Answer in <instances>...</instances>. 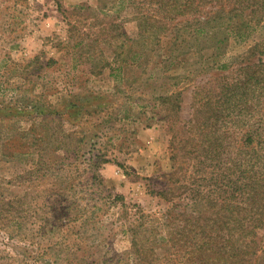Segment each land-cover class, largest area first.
I'll return each instance as SVG.
<instances>
[{
    "label": "rangeland",
    "instance_id": "obj_1",
    "mask_svg": "<svg viewBox=\"0 0 264 264\" xmlns=\"http://www.w3.org/2000/svg\"><path fill=\"white\" fill-rule=\"evenodd\" d=\"M59 1L63 9L55 0H0V102L35 112L0 121V197L22 198L26 216L21 231L0 228V264H24L15 252L23 247L44 256L28 264H182V251L153 245L155 217L171 205L153 189L170 186L168 175L179 170L171 122L191 117L198 84L235 72V57L264 39V24L244 38L229 33L216 49L214 39L175 40L174 32L141 48L140 0ZM139 47L148 60L129 63ZM175 91L181 108L170 116L160 96ZM73 103L77 119L66 111ZM44 108L62 115L41 121L35 114ZM38 155L46 161L41 178L20 177ZM259 234L264 264V228Z\"/></svg>",
    "mask_w": 264,
    "mask_h": 264
},
{
    "label": "trees",
    "instance_id": "obj_2",
    "mask_svg": "<svg viewBox=\"0 0 264 264\" xmlns=\"http://www.w3.org/2000/svg\"><path fill=\"white\" fill-rule=\"evenodd\" d=\"M55 1L63 9L62 3ZM140 1L136 16L141 48L147 45L144 39L152 40L154 48L166 33L174 32L175 40L182 35L188 40L214 39L216 49L229 33L244 38L264 24V0ZM219 33L223 37L216 41ZM140 47L132 52L129 63L148 60L147 52ZM124 61L116 59L119 66ZM234 62L235 72L220 73L212 76V81L196 86L188 120H180L179 125L172 120L170 157L179 170L168 175L170 186L153 189V193L171 204L155 217L153 245L182 251V264H257L258 252L262 250L259 230L264 228V39L254 41ZM160 101L168 115L177 114L182 93L160 96ZM73 104H66V111L69 118L77 119L81 109ZM167 110H171L170 114ZM18 113L35 112L28 105L12 107L0 102V121L9 122L13 118L6 117ZM55 114L59 118L62 115L58 110L44 108L36 111L35 116H41L42 121ZM37 135L32 132L29 137L39 140L41 136ZM45 163L43 156L38 155L36 165L20 177L39 180ZM116 197L123 198L120 194ZM181 198L183 202H179ZM24 203L20 197H0V228L15 233L23 229ZM65 208H70V204ZM127 228L131 231L132 248L139 255L138 226L130 223ZM23 248L22 252H15L16 259L24 264H28L30 257H44L41 252L32 254L29 247ZM155 251L153 246V255Z\"/></svg>",
    "mask_w": 264,
    "mask_h": 264
}]
</instances>
